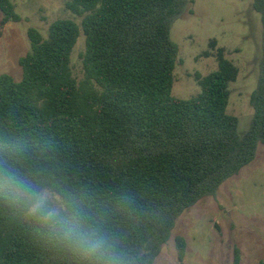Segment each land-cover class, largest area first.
I'll return each instance as SVG.
<instances>
[{"label":"trees","instance_id":"trees-1","mask_svg":"<svg viewBox=\"0 0 264 264\" xmlns=\"http://www.w3.org/2000/svg\"><path fill=\"white\" fill-rule=\"evenodd\" d=\"M190 3L67 0L81 24L57 19L46 37L30 27L22 78L0 75V165L81 199L139 264H154L178 218L216 196L264 145V0L253 3L261 15V56L254 113L243 134L228 112L239 68L216 39L210 47L218 68L196 76L201 92L173 95L179 46L171 30ZM0 11V28L21 20L11 0H0ZM81 34L78 81L71 56ZM175 241L184 264L186 239ZM0 264L83 261L0 193Z\"/></svg>","mask_w":264,"mask_h":264},{"label":"rangeland","instance_id":"rangeland-1","mask_svg":"<svg viewBox=\"0 0 264 264\" xmlns=\"http://www.w3.org/2000/svg\"><path fill=\"white\" fill-rule=\"evenodd\" d=\"M11 1L21 20L0 28V75L20 80L19 59L31 49L28 29L34 27L46 37L55 20L66 18L80 25L83 17L67 9V0ZM253 3L254 0H191L189 9L171 30V38L179 46L174 96L188 99L199 94L196 76L217 70L216 50L210 47L212 39L238 66L239 75L229 87L228 112L238 117L241 134L248 130L253 117L250 98L257 86L261 56V15ZM84 50L85 37L81 34L71 56L72 72L78 81L84 76ZM177 236L187 242L184 264H236V249L240 252L238 264L264 261V145L259 146L256 159L228 179L216 196L201 199L178 218L154 264H179Z\"/></svg>","mask_w":264,"mask_h":264},{"label":"clouds","instance_id":"clouds-1","mask_svg":"<svg viewBox=\"0 0 264 264\" xmlns=\"http://www.w3.org/2000/svg\"><path fill=\"white\" fill-rule=\"evenodd\" d=\"M0 193L81 257L83 264H139L138 256L93 221L84 202L55 185L38 182L9 164L0 165Z\"/></svg>","mask_w":264,"mask_h":264}]
</instances>
